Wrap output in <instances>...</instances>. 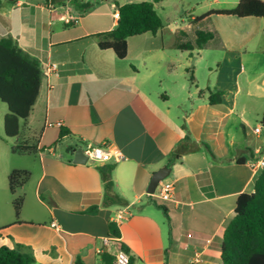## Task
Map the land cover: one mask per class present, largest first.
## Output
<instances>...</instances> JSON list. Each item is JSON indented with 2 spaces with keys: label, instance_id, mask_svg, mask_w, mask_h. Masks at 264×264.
Instances as JSON below:
<instances>
[{
  "label": "crops",
  "instance_id": "obj_1",
  "mask_svg": "<svg viewBox=\"0 0 264 264\" xmlns=\"http://www.w3.org/2000/svg\"><path fill=\"white\" fill-rule=\"evenodd\" d=\"M81 1L91 7L81 12L72 0H14L7 22H0V37L10 35L36 58L42 75L50 64L57 66L43 75L35 104L15 138L38 150L36 155L17 153L28 162L12 169L26 171L28 180H34L33 199L27 206V181L17 189L24 200L19 217L0 225V247L28 248L32 264H105V254L113 264L115 242L126 246L132 264H218L236 199L253 191L260 172L255 164L264 158V85L259 92L245 91L240 109L237 102L238 78L247 71L238 53L262 36L264 24L259 18L206 17L193 29L181 17L184 0H162L153 3L162 28L128 38L127 54L119 59L111 49H100L93 36L115 27L117 5L153 0ZM211 3L216 7H207L203 15L233 9L238 0ZM67 18L72 21L66 23ZM200 26L213 35L201 50L195 46ZM189 28L194 30L191 38ZM184 44L192 49H177ZM210 47L225 53L217 76L204 89L192 88L187 70ZM251 55L249 71L264 75V47ZM205 89L221 91V102L211 105L207 94L199 96ZM251 97L263 101L253 113L258 120L253 129L245 118L252 111ZM64 142L65 148L55 147ZM180 144L184 153L173 160ZM86 146L103 147L110 160L73 164L67 148ZM105 165L114 166L111 181L122 203L82 214L102 203L97 167ZM163 167L169 168L163 181L173 184L169 201L147 194L151 176ZM118 213L123 219L116 223ZM111 221L119 238L109 235Z\"/></svg>",
  "mask_w": 264,
  "mask_h": 264
},
{
  "label": "trees",
  "instance_id": "obj_2",
  "mask_svg": "<svg viewBox=\"0 0 264 264\" xmlns=\"http://www.w3.org/2000/svg\"><path fill=\"white\" fill-rule=\"evenodd\" d=\"M152 2L127 3L117 5V22L115 27L108 32L96 34V39L100 49H111L119 59L125 58L127 54V39L142 34H155L162 28V22L157 15ZM14 2V1H13ZM72 5L81 12L88 10L91 3L81 0H72ZM1 6V0H0ZM234 17L259 18L264 21V1L263 0H238L237 5L229 10H212L205 15L196 18V24L206 17ZM213 35L208 31L195 32V46L201 50L205 44L212 39ZM177 49L189 51L192 47L189 44L179 45ZM188 81L196 87L194 78V67L187 70ZM43 75L39 61L27 52L23 51L17 42L10 36L0 37V101L7 106V113L4 116L3 127L7 138H18L21 134L20 121H26L35 101L38 97L39 87ZM207 94L209 104L221 102L223 93L221 91L212 92L209 89L201 90L198 95ZM264 120V115H263ZM184 128V127H183ZM64 132L61 133V136ZM186 135L184 141H188ZM207 152L211 151L205 143H202ZM72 147L67 148L71 152ZM14 151L19 154L36 155L38 150L34 144L19 142ZM184 153L180 144L173 154V160H178ZM113 165L97 167L103 183V200L100 206H91L81 211L82 214H94L100 207H110L121 204L114 190L111 181ZM29 179L26 171L14 170L8 177V186L11 194L24 185ZM23 197L17 196L13 199L12 207L15 217H19L23 207ZM109 235L119 238L120 233L114 222L108 223ZM117 251L128 254L126 246L115 242ZM129 255V254H128ZM105 264L113 261L110 255H103ZM34 256L31 251L22 246L15 245L10 249L5 246L0 247V264H32ZM133 258L129 256V264ZM76 264H84L80 260ZM163 264H167L164 262ZM218 264H264V168L257 175L253 191L251 193H241L238 195L234 208V217L225 228L222 235L220 257Z\"/></svg>",
  "mask_w": 264,
  "mask_h": 264
},
{
  "label": "rangeland",
  "instance_id": "obj_3",
  "mask_svg": "<svg viewBox=\"0 0 264 264\" xmlns=\"http://www.w3.org/2000/svg\"><path fill=\"white\" fill-rule=\"evenodd\" d=\"M25 2V0H23ZM179 0H172V2H177ZM205 0H184L182 2V9L185 11L182 14V19L186 24H190V26L194 29V22L190 21V17H200L203 15L206 11V9H210L214 6L211 2L212 0H208V2H204ZM264 1V0H263ZM199 2H202L206 5L205 9L197 8L195 9V5ZM2 6H0V22H7V11L11 8V6L14 4L13 2H9L8 0H1ZM208 5V6H207ZM210 5V6H209ZM208 7V8H207ZM159 13H162L159 11ZM162 15V14H161ZM181 17L177 18V23H180ZM215 17L216 16H211ZM261 24H264V21L262 19H259ZM3 25L0 23V28ZM202 31H205L206 29L204 26H200ZM190 30V28L187 30V34L190 35V38L193 35L194 30ZM248 27L246 28V30ZM259 34V33H258ZM262 36L259 39L253 38V45L247 47L243 52H239L238 56H242V63L244 67H246L247 71L244 75H241L238 78V87L241 90V94L238 96L237 102H238V109H240L241 106H243V103L245 101L244 92L245 91H251V92H259L260 88H262V81L264 79L263 73L260 72V70L255 71H249L248 69V61L250 60V57L252 56V51L258 52L259 49L264 47V33H261ZM252 44V43H251ZM245 51V52H244ZM202 53V55H201ZM224 50H218L216 48L210 47V49H206L203 52H200L201 58L197 60L196 64H194V78L196 80V85L202 87L204 89L213 79L216 78L218 71V66L221 65L222 59L224 57ZM208 65H211V72H209ZM249 72L250 75L248 74ZM192 88H194V85H191ZM250 107L252 111H247L245 118L249 121L250 126L252 129L258 123V120L254 117V111L257 110L261 105L263 106V101L256 97L250 98ZM7 113V106L0 101V225L1 223H4L5 221H15V215L12 207V202L15 197L18 196V190L16 189L14 194L10 193L9 186H8V177L10 173L12 172L13 167L19 165L22 162H28L26 156H21L15 153L14 148L17 145V139L15 138H7L4 134V127H3V121L4 116ZM20 128H22L21 124L22 121H20ZM241 132V130L239 129ZM264 132V129H263ZM68 146V143H62V144H56L55 147H66ZM34 186V180H28L25 190L27 193L26 196V204L28 205L29 200L31 201L33 199L32 191Z\"/></svg>",
  "mask_w": 264,
  "mask_h": 264
},
{
  "label": "built area",
  "instance_id": "obj_4",
  "mask_svg": "<svg viewBox=\"0 0 264 264\" xmlns=\"http://www.w3.org/2000/svg\"><path fill=\"white\" fill-rule=\"evenodd\" d=\"M66 23H70L72 20L70 18L64 19ZM57 66L55 64H50L44 71L43 75L48 76L51 72L56 71ZM57 126H60L58 123ZM260 128H256L254 133H259ZM83 154L88 158V162H95V163H102L107 162L110 160L111 155L108 150L104 149L101 146H86L85 148H81ZM255 168L261 170L264 168V158L259 159L256 164ZM173 194V184L167 181H161L155 189V192L152 196H156L157 198L169 201L172 200ZM123 219L121 213H118L114 217V222L119 223ZM52 227L56 228L55 224H51ZM113 264H129V256L124 253L123 251H118L114 256V263Z\"/></svg>",
  "mask_w": 264,
  "mask_h": 264
},
{
  "label": "water",
  "instance_id": "obj_5",
  "mask_svg": "<svg viewBox=\"0 0 264 264\" xmlns=\"http://www.w3.org/2000/svg\"><path fill=\"white\" fill-rule=\"evenodd\" d=\"M8 1L12 2L14 0H8ZM262 127L264 128V123H262ZM70 154L72 156V163L73 164L84 165L88 162V158L83 154L81 148L73 149L70 152ZM168 175H169V168H167V167H163L160 170H158L157 172H155L151 176L149 186L147 188V194L153 195L157 185L159 184V182L165 180L168 177Z\"/></svg>",
  "mask_w": 264,
  "mask_h": 264
}]
</instances>
